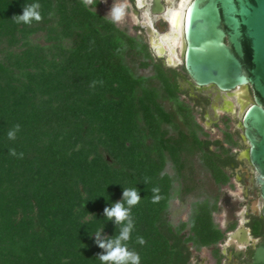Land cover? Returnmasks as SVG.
<instances>
[{
	"label": "trees",
	"instance_id": "16d2710c",
	"mask_svg": "<svg viewBox=\"0 0 264 264\" xmlns=\"http://www.w3.org/2000/svg\"><path fill=\"white\" fill-rule=\"evenodd\" d=\"M33 4L40 21L13 19ZM98 5L0 0V264H102L97 240L129 223L120 243L139 264H189L188 244L218 239L208 199L225 177L196 166L199 127L157 69L138 74L150 65L142 47ZM125 189L137 190L136 205ZM189 196L182 233L168 203ZM118 202L120 223L104 212Z\"/></svg>",
	"mask_w": 264,
	"mask_h": 264
},
{
	"label": "flooded vegetation",
	"instance_id": "af4514ba",
	"mask_svg": "<svg viewBox=\"0 0 264 264\" xmlns=\"http://www.w3.org/2000/svg\"><path fill=\"white\" fill-rule=\"evenodd\" d=\"M187 1L126 0V4L132 20L128 36L142 47L149 76L157 69L174 86L177 102L186 106L199 127L196 166L226 179L208 199L218 239L199 252L190 251L189 264H264V198L242 136L246 108L238 93L196 87L185 74L182 36L175 24L179 6ZM192 199L190 207L197 198Z\"/></svg>",
	"mask_w": 264,
	"mask_h": 264
},
{
	"label": "water",
	"instance_id": "95a60500",
	"mask_svg": "<svg viewBox=\"0 0 264 264\" xmlns=\"http://www.w3.org/2000/svg\"><path fill=\"white\" fill-rule=\"evenodd\" d=\"M179 8L185 74L196 87L238 93L264 198V0H188Z\"/></svg>",
	"mask_w": 264,
	"mask_h": 264
},
{
	"label": "clouds",
	"instance_id": "9594fccd",
	"mask_svg": "<svg viewBox=\"0 0 264 264\" xmlns=\"http://www.w3.org/2000/svg\"><path fill=\"white\" fill-rule=\"evenodd\" d=\"M93 0H85V3L91 4ZM39 8L38 4L33 5H25L23 9V14L21 15H15L13 19L17 23H26L30 24L33 20L40 21L41 15L37 11ZM110 15L112 17V20L114 22L120 21L124 15V5H117L113 6L110 10ZM12 136V133H9V137ZM15 153L13 152V155ZM153 192H157L158 189H153ZM124 197L127 201V204L129 206L136 205L139 202L140 197L137 194V190H128L125 189L124 191ZM159 197H156V200H158ZM105 216L108 219H111L112 217H115L116 222L120 223L121 221L128 218V210L124 207L123 203H116L111 208H105L104 210ZM131 223L125 228H123L122 232L120 233V236L113 240H109L107 242L99 241L97 240V243L99 244V247L104 248L106 251V254H102L99 256V260L102 262V264H108V262H115V264H127L128 261H131V264H139V256L136 253L127 251L126 246H121L120 241L121 240H128L129 239V233L131 230ZM99 233L97 232V236ZM139 243L143 244L144 240L143 238L139 239ZM115 245V247L113 246Z\"/></svg>",
	"mask_w": 264,
	"mask_h": 264
},
{
	"label": "rangeland",
	"instance_id": "374dc122",
	"mask_svg": "<svg viewBox=\"0 0 264 264\" xmlns=\"http://www.w3.org/2000/svg\"><path fill=\"white\" fill-rule=\"evenodd\" d=\"M85 2V0H83ZM99 2V5L93 9L99 16L104 18L105 20L111 22L114 27L117 29L124 31L125 34L128 35L130 33V24L132 23L131 20V14L129 11V7L126 4V0H97ZM87 4V3H85ZM117 5H124V15L120 21L114 22L112 20V17L110 15V10L113 6ZM185 5V3L182 5V7ZM181 13V11H179ZM178 13V12H177ZM176 13V14H177ZM138 74L149 76V68L138 70ZM166 174L171 175L172 170L166 167L164 169ZM193 196H189L185 199L184 202H179L175 198L171 199L168 203V209H167V220L171 224L172 227H177L181 223H185V227L182 229V233H187L189 229V219L191 215V207L190 203L193 201ZM194 198V197H193ZM203 199V198H199ZM189 250L192 252H199L200 249L203 247H200L198 249H194V247L190 246L188 244ZM192 256L190 255L189 261L192 262Z\"/></svg>",
	"mask_w": 264,
	"mask_h": 264
},
{
	"label": "bare ground",
	"instance_id": "6f19581e",
	"mask_svg": "<svg viewBox=\"0 0 264 264\" xmlns=\"http://www.w3.org/2000/svg\"><path fill=\"white\" fill-rule=\"evenodd\" d=\"M178 15H181V13H178ZM179 21H180V16H178L177 22L175 24V28H177V30H179Z\"/></svg>",
	"mask_w": 264,
	"mask_h": 264
}]
</instances>
